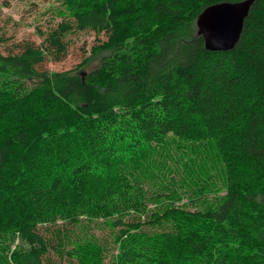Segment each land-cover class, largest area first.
<instances>
[{
	"label": "trees",
	"instance_id": "16d2710c",
	"mask_svg": "<svg viewBox=\"0 0 264 264\" xmlns=\"http://www.w3.org/2000/svg\"><path fill=\"white\" fill-rule=\"evenodd\" d=\"M222 1L62 0L40 44L0 52V264H264V0L212 51L195 20ZM74 29L107 38L40 70Z\"/></svg>",
	"mask_w": 264,
	"mask_h": 264
},
{
	"label": "rangeland",
	"instance_id": "374dc122",
	"mask_svg": "<svg viewBox=\"0 0 264 264\" xmlns=\"http://www.w3.org/2000/svg\"><path fill=\"white\" fill-rule=\"evenodd\" d=\"M0 52L9 51L18 52L26 42L38 45L42 42L44 35L50 29L55 28L58 23L68 19L61 15L64 12L62 0H0ZM60 12V13H59ZM43 33V34H42ZM105 33H95L92 30H73L64 35V41L67 45L66 54L59 61L46 60L38 68L46 71H63L74 68L86 56L90 54L92 46L106 40ZM99 64V57L94 58L85 67L82 72H87ZM152 207L151 204H148ZM190 209L194 207L189 206ZM57 224L39 225L37 230L46 238H51ZM70 228L77 230L75 227ZM109 247L106 255V261L110 254L115 252L112 235L109 228L105 226L90 227ZM51 264H67L66 259H60L54 251L49 252Z\"/></svg>",
	"mask_w": 264,
	"mask_h": 264
},
{
	"label": "water",
	"instance_id": "95a60500",
	"mask_svg": "<svg viewBox=\"0 0 264 264\" xmlns=\"http://www.w3.org/2000/svg\"><path fill=\"white\" fill-rule=\"evenodd\" d=\"M254 1H222L205 7L195 20L196 34L202 36L205 48L212 51L234 48Z\"/></svg>",
	"mask_w": 264,
	"mask_h": 264
}]
</instances>
